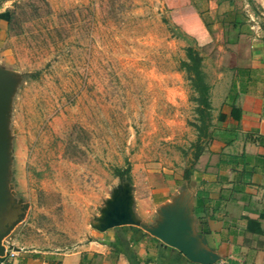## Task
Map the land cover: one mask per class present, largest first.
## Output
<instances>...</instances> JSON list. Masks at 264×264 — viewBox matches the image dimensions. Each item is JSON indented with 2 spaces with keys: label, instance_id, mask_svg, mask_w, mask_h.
I'll return each mask as SVG.
<instances>
[{
  "label": "rangeland",
  "instance_id": "obj_1",
  "mask_svg": "<svg viewBox=\"0 0 264 264\" xmlns=\"http://www.w3.org/2000/svg\"><path fill=\"white\" fill-rule=\"evenodd\" d=\"M0 11L9 199L0 229L20 214L9 231L17 245L87 241L121 180L115 168L130 167L133 197L171 182L168 164L190 160L196 117L185 47L202 53L210 84L226 86L256 48L245 40L220 52L215 36L179 25L168 0H0ZM238 14L264 31L252 25L255 8ZM182 186L192 183L180 179L175 193Z\"/></svg>",
  "mask_w": 264,
  "mask_h": 264
},
{
  "label": "crops",
  "instance_id": "obj_2",
  "mask_svg": "<svg viewBox=\"0 0 264 264\" xmlns=\"http://www.w3.org/2000/svg\"><path fill=\"white\" fill-rule=\"evenodd\" d=\"M168 1L179 25L192 34L215 36L220 52L225 45L245 40L256 50L249 51V66L233 68L230 84H211L212 138L201 142L198 157H193L194 128L189 162L181 158L183 164H168L169 172L176 171L168 186L156 184L145 197L134 193V211L143 221L153 222L156 209L175 194L174 185L188 169L194 205L196 198L200 201L196 225L207 230L205 237L220 255L219 262L264 264V144L255 140L264 136V31L251 32V22L238 14L241 6L255 8L259 14L252 25L264 26V0ZM2 13L0 29L6 23ZM15 230L3 238L4 246L14 252L7 264H199L137 226L96 230L66 251L17 245Z\"/></svg>",
  "mask_w": 264,
  "mask_h": 264
},
{
  "label": "water",
  "instance_id": "obj_3",
  "mask_svg": "<svg viewBox=\"0 0 264 264\" xmlns=\"http://www.w3.org/2000/svg\"><path fill=\"white\" fill-rule=\"evenodd\" d=\"M1 83V78H0ZM6 88L0 85V217L8 205L4 171L6 167V151L4 141V102ZM194 191L181 187L171 198L156 209L153 223H147L139 218L134 211L132 186L128 180L121 179L110 195L105 199L100 214L91 222V227L97 231L131 225L137 226L156 237L166 245L181 252L188 260L199 264H213L220 260L216 250L208 245L207 239L196 228L197 216L194 213ZM13 203H21V209L27 207L21 199L13 198ZM18 218L5 229H0V256L5 253L3 238L17 223Z\"/></svg>",
  "mask_w": 264,
  "mask_h": 264
},
{
  "label": "trees",
  "instance_id": "obj_4",
  "mask_svg": "<svg viewBox=\"0 0 264 264\" xmlns=\"http://www.w3.org/2000/svg\"><path fill=\"white\" fill-rule=\"evenodd\" d=\"M204 56L202 53L191 45L185 47V58L180 61V67L184 70L186 77L189 81L190 87L193 91L192 99L195 102V121L191 125L197 131V140L195 143V152L193 154L194 159L199 155L201 150V142L206 140V142L212 138V134L209 132L211 127V101H210V88L211 84L207 79L206 72L203 69ZM232 109H236L235 106ZM256 141L264 144V136H257ZM115 176L120 179H126L128 181L130 178V167L125 168H115ZM184 178H189V170L184 171ZM200 207V201L198 198L195 200L194 213L198 216ZM131 226V225H130ZM132 227V226H131ZM197 230L202 234H206L207 230L202 228L200 225H196Z\"/></svg>",
  "mask_w": 264,
  "mask_h": 264
},
{
  "label": "built area",
  "instance_id": "obj_5",
  "mask_svg": "<svg viewBox=\"0 0 264 264\" xmlns=\"http://www.w3.org/2000/svg\"><path fill=\"white\" fill-rule=\"evenodd\" d=\"M13 256H14V252H13L12 248L9 249L8 247L7 248L5 247V253L0 259V264H7L8 259L13 257ZM213 264H223V263L219 262V260H218ZM234 264H244V263L241 261H238Z\"/></svg>",
  "mask_w": 264,
  "mask_h": 264
}]
</instances>
